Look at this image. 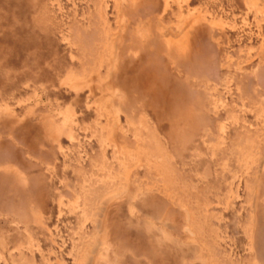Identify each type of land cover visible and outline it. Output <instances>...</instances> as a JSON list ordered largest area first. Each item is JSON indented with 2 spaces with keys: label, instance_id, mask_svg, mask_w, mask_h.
I'll use <instances>...</instances> for the list:
<instances>
[{
  "label": "rangeland",
  "instance_id": "obj_1",
  "mask_svg": "<svg viewBox=\"0 0 264 264\" xmlns=\"http://www.w3.org/2000/svg\"><path fill=\"white\" fill-rule=\"evenodd\" d=\"M0 264H264V0H0Z\"/></svg>",
  "mask_w": 264,
  "mask_h": 264
}]
</instances>
